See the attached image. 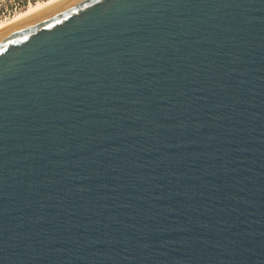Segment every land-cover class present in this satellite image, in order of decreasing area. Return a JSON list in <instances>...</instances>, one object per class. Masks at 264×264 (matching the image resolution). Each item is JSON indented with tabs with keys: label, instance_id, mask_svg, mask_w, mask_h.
Here are the masks:
<instances>
[{
	"label": "water",
	"instance_id": "1",
	"mask_svg": "<svg viewBox=\"0 0 264 264\" xmlns=\"http://www.w3.org/2000/svg\"><path fill=\"white\" fill-rule=\"evenodd\" d=\"M0 264H264V0L1 30Z\"/></svg>",
	"mask_w": 264,
	"mask_h": 264
},
{
	"label": "rangeland",
	"instance_id": "2",
	"mask_svg": "<svg viewBox=\"0 0 264 264\" xmlns=\"http://www.w3.org/2000/svg\"><path fill=\"white\" fill-rule=\"evenodd\" d=\"M46 1L48 0H0V23L13 18L31 5Z\"/></svg>",
	"mask_w": 264,
	"mask_h": 264
},
{
	"label": "bare ground",
	"instance_id": "3",
	"mask_svg": "<svg viewBox=\"0 0 264 264\" xmlns=\"http://www.w3.org/2000/svg\"><path fill=\"white\" fill-rule=\"evenodd\" d=\"M60 0H48L46 2H43V3H37V4H34V5H31L28 9H26L25 11L23 12H20L18 13L16 16H14L13 18L11 19H8V20H5L3 22L0 23V31L19 22L20 20L32 15V14H35L43 9H45L46 7L58 2Z\"/></svg>",
	"mask_w": 264,
	"mask_h": 264
}]
</instances>
